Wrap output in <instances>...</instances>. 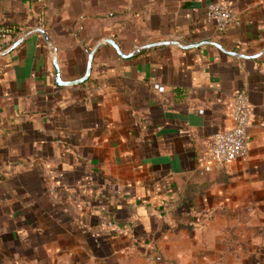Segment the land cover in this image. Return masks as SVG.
Returning a JSON list of instances; mask_svg holds the SVG:
<instances>
[{
	"label": "crops",
	"instance_id": "0c3cea01",
	"mask_svg": "<svg viewBox=\"0 0 264 264\" xmlns=\"http://www.w3.org/2000/svg\"><path fill=\"white\" fill-rule=\"evenodd\" d=\"M1 29L0 264H264V0H0ZM237 90L248 156L206 172Z\"/></svg>",
	"mask_w": 264,
	"mask_h": 264
},
{
	"label": "built area",
	"instance_id": "2783aa9c",
	"mask_svg": "<svg viewBox=\"0 0 264 264\" xmlns=\"http://www.w3.org/2000/svg\"><path fill=\"white\" fill-rule=\"evenodd\" d=\"M207 17L219 32H227L240 24V21L226 2H210L206 7ZM8 29L0 30V52L5 50ZM232 124L217 132L208 142V153L201 159L206 172L215 165H227L245 159L249 153V127L252 119V106L246 90H237L232 97Z\"/></svg>",
	"mask_w": 264,
	"mask_h": 264
},
{
	"label": "rangeland",
	"instance_id": "374dc122",
	"mask_svg": "<svg viewBox=\"0 0 264 264\" xmlns=\"http://www.w3.org/2000/svg\"><path fill=\"white\" fill-rule=\"evenodd\" d=\"M73 259L79 260V261H77L75 263H62V262H59V259L55 260L54 258H52V259L47 258V259H44L42 264H131L130 259L128 262H125L122 259L115 258V259H111L107 263H103L102 261H101V263H96L93 261L91 262V260H89L83 256H74Z\"/></svg>",
	"mask_w": 264,
	"mask_h": 264
},
{
	"label": "water",
	"instance_id": "95a60500",
	"mask_svg": "<svg viewBox=\"0 0 264 264\" xmlns=\"http://www.w3.org/2000/svg\"><path fill=\"white\" fill-rule=\"evenodd\" d=\"M107 42H108L109 44L113 45L114 47H116V48L119 50V46L117 45L116 42H114L113 40H107ZM12 48H13V47H10V48H8V49H6V50L0 52V58H1L5 53H7L8 51H10ZM92 58H93V55L90 56L88 72H87L86 77H85L82 81H84L86 78H88V76H89V74H90ZM154 259H155V261H156L158 264H163V262H162V260H161L162 257H161L160 254H157V255L155 256Z\"/></svg>",
	"mask_w": 264,
	"mask_h": 264
}]
</instances>
